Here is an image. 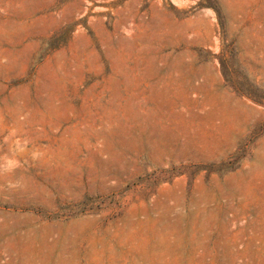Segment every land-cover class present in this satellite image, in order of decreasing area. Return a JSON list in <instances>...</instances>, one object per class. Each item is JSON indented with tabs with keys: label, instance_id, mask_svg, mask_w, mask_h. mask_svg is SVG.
Masks as SVG:
<instances>
[{
	"label": "rangeland",
	"instance_id": "374dc122",
	"mask_svg": "<svg viewBox=\"0 0 264 264\" xmlns=\"http://www.w3.org/2000/svg\"><path fill=\"white\" fill-rule=\"evenodd\" d=\"M0 264H264V0H0Z\"/></svg>",
	"mask_w": 264,
	"mask_h": 264
}]
</instances>
